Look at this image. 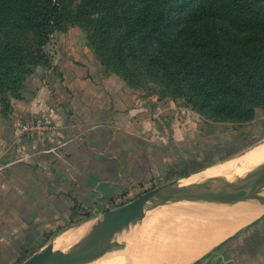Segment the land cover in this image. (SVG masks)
Instances as JSON below:
<instances>
[{"label": "crops", "instance_id": "crops-1", "mask_svg": "<svg viewBox=\"0 0 264 264\" xmlns=\"http://www.w3.org/2000/svg\"><path fill=\"white\" fill-rule=\"evenodd\" d=\"M64 53L53 67L37 69L22 97L12 98L8 114L0 105V264H16L17 250L29 246L23 234L31 226L46 232L64 218L108 213L112 200L151 176L159 151L168 149L157 116L184 139V117L173 110L174 101L153 96L146 102L125 84L115 85L101 66H78ZM28 122L40 129L25 131ZM189 204L192 216L183 218L189 224L197 215L203 225L221 211L214 204ZM259 212L256 222L210 247L203 244L188 264H264V210ZM107 254L84 264H98Z\"/></svg>", "mask_w": 264, "mask_h": 264}, {"label": "trees", "instance_id": "trees-1", "mask_svg": "<svg viewBox=\"0 0 264 264\" xmlns=\"http://www.w3.org/2000/svg\"><path fill=\"white\" fill-rule=\"evenodd\" d=\"M79 27L107 73L143 97L183 99L218 121L264 109V0H0V101L8 114Z\"/></svg>", "mask_w": 264, "mask_h": 264}, {"label": "rangeland", "instance_id": "rangeland-1", "mask_svg": "<svg viewBox=\"0 0 264 264\" xmlns=\"http://www.w3.org/2000/svg\"><path fill=\"white\" fill-rule=\"evenodd\" d=\"M46 50L52 60L50 67H53L55 56L62 54V52H65L64 59L71 61L73 60L78 66H83L85 65V62H88L93 66L102 67L93 50L88 45L85 31L79 27H70L66 31H56L51 37ZM40 67L43 69L48 68L46 66ZM36 71L32 75L39 74ZM103 72L105 76H112L114 81L113 83L115 85H119L121 88L123 84H125V87L129 88L119 75L107 73L104 68ZM32 75L30 77H32ZM142 99L148 102L150 97L142 96ZM167 101H174L176 105L173 110L180 112V115L184 117L183 126L180 125L179 127L181 130L184 129L185 131L184 139L181 140L179 138V135H182V133L175 134V128H171V130L170 128L165 127L164 119L160 115L157 116L164 127V135L168 134L166 137V145L168 149L164 153L159 151V157L162 158L159 159V166L158 168H155L154 171H152L151 176H147V178L145 177L144 180H142L136 186L128 187L127 192H125L124 195H121V197L123 196L125 199L122 198L123 200H112L110 203L111 210L125 206L139 198L147 191H151L159 186L167 184L174 179L183 177V175L202 172L205 170L208 171V169L214 170V168L226 165L242 157L245 153L254 149L258 145L264 143L263 108L258 109L254 119L250 121H218L209 119L199 114L193 110V108L187 106L185 100L183 99ZM0 105L2 107L1 101ZM169 111L172 112V110ZM184 111L185 113H182ZM165 128L167 129L168 133L164 131ZM173 132L175 138L177 137L176 141L172 137ZM190 205L193 204L182 202L175 208L168 205L160 207L157 212L156 210L153 211L142 225L132 230L133 235L125 240V248L123 247L122 250L107 254V257L98 264H106L108 261V264L141 263L140 260L142 261L143 256L147 257L145 255L148 254L149 251L155 250L160 246L159 244L162 241H157H159L163 235L169 234V222L174 223V221H179V224H182L184 217L182 215L179 216V214H175L174 216L172 214L174 212H180L181 210L184 211V209L186 210V208H188ZM179 208L181 209L178 210ZM186 214L187 218L189 215L192 216L191 212L189 211H187ZM260 214L262 213L260 212ZM102 215L89 217L84 215L64 218L63 225L56 223V225L48 227L46 232H39L37 231V226H31L30 232H25L23 234L24 238H28L26 243L29 246L27 248L17 250L19 255L17 254L15 263L21 264L26 262L30 257L46 248L62 233H71L77 225L91 220H98ZM169 215H172L173 217H169ZM213 216H211V218ZM193 217L196 218L194 220L191 219L190 226L188 225V229H190L192 238L194 237L195 233L199 231L201 226L207 228V225L210 226L213 224V220L211 222H209V220H203V225H201V219H199L197 215ZM256 221H253L252 223ZM154 222L156 223L153 224ZM39 227V229H42V226ZM211 229L215 230V228L212 227ZM178 230L179 228L176 229V231ZM124 236L126 235L124 234ZM134 242H137V244L138 242L139 244L141 242L142 245L132 248V243ZM189 252L190 250L185 251V253ZM174 260L177 259L171 258V261H168V264H175L178 261ZM144 263L147 262L144 261ZM158 264H163V262L160 261Z\"/></svg>", "mask_w": 264, "mask_h": 264}, {"label": "water", "instance_id": "water-1", "mask_svg": "<svg viewBox=\"0 0 264 264\" xmlns=\"http://www.w3.org/2000/svg\"><path fill=\"white\" fill-rule=\"evenodd\" d=\"M242 201L246 204L245 213L264 210V168L244 176L215 175L210 169L188 174L105 213L89 235L66 241L70 232L62 233L21 264H84L88 258L125 248V240L133 235L132 230L160 207L175 208L182 202L233 207ZM88 222L77 225L71 233L78 232Z\"/></svg>", "mask_w": 264, "mask_h": 264}, {"label": "bare ground", "instance_id": "bare-ground-1", "mask_svg": "<svg viewBox=\"0 0 264 264\" xmlns=\"http://www.w3.org/2000/svg\"><path fill=\"white\" fill-rule=\"evenodd\" d=\"M263 168L264 143L248 151L242 157L226 165L214 168V170H212V173L215 175L244 176L262 170ZM219 207L221 208L219 214H215L212 218L209 219V222L213 220V224H211L210 226L207 225V228L201 227L199 231L195 233L193 238L191 237L190 229H188V225L190 226V224L188 223L187 219H183L182 224H179V221H174V223L169 222V234L163 235L161 239L157 241H162L159 244L160 246L157 245L159 246L158 248L149 251L148 254L145 255L147 257L143 256V259L142 261L140 260V262H143L142 264H158L161 261L163 262V264H168V261L170 262L171 258H176L178 261L174 260L177 261L175 264H188L190 261L200 255L201 251H199V249L202 248L203 244H205V246L207 247H210L213 244L232 235L235 231L248 225L252 221H255L256 218L261 215L259 211L251 213L243 212V208L246 207V204H243V201L241 202V204L233 206V208L230 207V209L227 207ZM181 208H179L178 210H180ZM157 211L158 209L156 210V212ZM230 212H233L234 214H231V218L228 217ZM186 213L187 210H181L180 212H174L172 215L174 216L175 214H179V216L182 215L184 217ZM172 215H169V217H173ZM155 223L156 222H154L153 224ZM98 224L99 223L97 220L89 221L78 232L68 234L66 236V241L72 240L75 237L80 238L93 233L96 230ZM211 227L215 228V230H211ZM177 228H179L178 231H176ZM132 244V248L142 245L141 242L140 244L139 242L138 244L137 242H134ZM193 248H196L198 251L196 250L195 252L190 251L189 253H185V251ZM144 261L147 263H144Z\"/></svg>", "mask_w": 264, "mask_h": 264}, {"label": "built area", "instance_id": "built-area-1", "mask_svg": "<svg viewBox=\"0 0 264 264\" xmlns=\"http://www.w3.org/2000/svg\"><path fill=\"white\" fill-rule=\"evenodd\" d=\"M23 129L25 130V131H30V130H38V129H40L39 128V125L38 124H33V123H25L23 126Z\"/></svg>", "mask_w": 264, "mask_h": 264}]
</instances>
